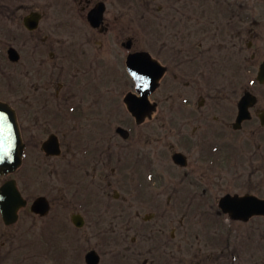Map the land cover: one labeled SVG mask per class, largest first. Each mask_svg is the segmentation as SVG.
I'll use <instances>...</instances> for the list:
<instances>
[{
	"label": "rangeland",
	"instance_id": "rangeland-1",
	"mask_svg": "<svg viewBox=\"0 0 264 264\" xmlns=\"http://www.w3.org/2000/svg\"><path fill=\"white\" fill-rule=\"evenodd\" d=\"M100 1L107 6L101 32L90 26V7L80 0H0V97L21 99L27 112L40 97L50 110L61 108L65 114L70 107L67 121L52 119V113L42 123L50 127L35 138L30 131L25 135L21 186L31 201L45 196L52 208L44 218L24 212L10 227L0 217V264H85V254L93 249L101 255L100 264H264V219L238 223L205 215L211 208H202L199 188L189 181L181 191L174 188L184 176L168 149L177 146V136L162 128L157 116L177 115L178 97L191 91L173 79L178 71L167 79L164 93L162 85L151 97L158 103L152 126L137 127L123 101L134 91L124 42L132 40V51L168 62L213 44L217 51L225 49L229 70L235 69L233 54L244 53L246 89L256 92L257 108L264 111V87L255 86L264 60V0H93L91 7ZM32 12L43 16L36 31L23 22ZM11 46L21 53L18 63L8 58ZM26 118L31 126L29 113ZM117 126L132 136L122 138ZM259 128L257 120L240 134L243 163L236 152L225 170L202 168L195 160L190 164L215 201L228 193L264 197V128L257 133ZM52 131L62 142L60 158H47L41 149ZM152 154L165 176L163 184L144 187L142 161ZM78 214L86 222L80 228L73 222ZM153 214L157 219H146Z\"/></svg>",
	"mask_w": 264,
	"mask_h": 264
},
{
	"label": "flooded vegetation",
	"instance_id": "flooded-vegetation-1",
	"mask_svg": "<svg viewBox=\"0 0 264 264\" xmlns=\"http://www.w3.org/2000/svg\"><path fill=\"white\" fill-rule=\"evenodd\" d=\"M80 1H81L80 4L85 3L86 7H90V10L87 14V20L90 11L96 5L102 2L105 3L104 1H100L96 5L91 7V3L93 0H80ZM98 30L101 32V29ZM244 32H245V28L242 31H240L239 34L244 36ZM255 32H256L255 36H259L257 30H255ZM211 38L213 37H211V35H208V40ZM124 44L125 42L123 43V47ZM253 47H254L253 43H249V49H253ZM194 48L195 47H193L192 50H190L185 56H183L180 53L179 57H176L174 61H170V62L166 60L158 59L152 53L146 51L149 54H151V56L160 63L161 68H164L163 76L160 80L159 86L151 94L150 100L151 97L156 93V91H158V89L162 85L163 87L161 88H163V93L165 92V90H167V87L170 84V80L167 79L176 70L178 71V73L177 75L173 76V79L178 81L181 85L184 84L187 89L188 88L191 89V91H189L190 93L188 92L178 97L179 98L178 111L180 112L177 115H171V114L169 115L168 113L167 114L165 113L164 115H158V116L156 114V116L158 120L162 122L161 125L162 128L164 129L168 128L169 131H173L174 133H176L175 135L177 136V142H178L177 146L175 147L172 145L168 147V149L172 151L171 159L174 167L177 170L184 171L183 172L184 176L179 179V181L181 182H179L178 184L175 183L176 186H174V188L176 187V191H181L183 188V184L189 181L191 185H194L196 188H199L201 191L200 199H201V203L204 204L202 208L204 207L206 208L207 205H209L211 208L210 211H205V215L209 213H213L214 215L216 214V216L220 217L223 216L222 215L223 213L219 209H217L216 202H218L222 198V196L215 201L212 198V194H210V190L208 186L206 187L204 185L206 184L204 182V178L197 177V174L193 171V169H190V164L192 163L193 160H195V162H197V164L202 168L205 167L206 169L209 170H215V169L217 170L221 168L225 170L228 169V166H231V162H232L231 153H236V152L239 153V158H238L239 162L243 163V154L245 153L244 150L245 137L241 136L240 134L244 132L245 128H247L252 123H255V121L257 120L259 121V125H260V128L257 131V133L262 132L264 128V111L259 110L257 108L259 104V96L256 94V92L252 91L251 89H246L248 68H247V60L246 58L243 57L244 53L237 52L236 54H233L232 63H235V69L229 70L230 61L228 55L224 54L225 49H220L218 50L219 51L218 52L217 50L214 49L213 44L210 47V49L208 50L204 49L205 51L194 52ZM132 49H133V44H132ZM132 49L127 52V57L129 54L134 52L132 51ZM160 52L162 53L163 51ZM216 52L219 53V55H216L215 54ZM127 57L125 59L126 74L132 80L127 69ZM237 59H239V61H237ZM263 62L264 60L262 61V63H260L258 72L260 71V67L263 64ZM182 68L186 69V71L188 72L187 75L181 74ZM188 77L191 79H188ZM132 82L134 85V91L131 92H135V83L133 80ZM255 86H257L258 88H263L264 80L263 81L258 80V77L256 76ZM3 91L4 89L3 90L0 89V92L3 93ZM44 92H47L46 89L44 90ZM248 92L256 96V103L254 104L253 107L250 108L252 118H250L249 120H243L239 122L238 119L240 115V104L244 96ZM61 94L62 91L58 90V95ZM40 95L43 96L44 94H40ZM168 100L169 98L166 99L163 98L162 102L167 103ZM0 101L8 102L16 110L21 132L24 137V141H25V135L29 131L33 133V138H35L34 135H36V133H39L40 129L44 127L47 128L50 127L49 124L44 125L42 123L46 122L47 121L46 118L51 117L52 113H53L52 119H56L58 121L63 117L65 118L64 119L65 121H67L70 118V107L68 109V112L65 114L61 113L60 112L61 108L59 110L57 109V107L56 110L51 107L53 110L52 112V110L48 108L50 107V104L48 103L47 100H45L42 97L36 98L35 102H33L32 108L29 109L28 112L25 111L26 109L24 108V103L21 101V99H17L14 102H10L5 98L0 97ZM151 102L155 105L156 107L155 112H156L158 109V103L155 102L154 100H151ZM155 112L146 116V118H144L142 122H137V120L134 118L133 115L130 114V116L135 121V125L137 127L143 125L152 126L151 120L154 118ZM28 113L30 114L32 121L31 126H29L27 123L28 120L26 116L28 115ZM78 115L80 114H74V117H78ZM117 128L118 126L116 127V129ZM126 130L128 131V136H127V140H128L132 136V134L128 129ZM48 133H49L48 137L53 134H56L53 131ZM261 141L260 143H258L259 148L262 147ZM25 143L27 150L28 143L26 141ZM43 143L44 141L42 142V144ZM31 144L34 146L37 145L36 142H33ZM60 144L62 147L61 140H60ZM237 144L239 145L237 146ZM159 153H162V151L159 150ZM61 156L47 157V158L53 159V158H60ZM156 158L157 157L152 154L148 158H144L146 160L142 161V164L145 165V169H146V175H145L146 180H144L142 184L144 187L148 186L149 184L151 186L163 184L162 178H164L165 175L159 169L157 170H159L160 172L159 173L156 172L157 171L156 168H161L159 163L160 160H158V162L154 161L156 160ZM24 165L25 163H23V166L12 175L5 177L0 176V178L4 181L0 185V187L3 184H5L7 181L11 179H15L17 181V185L22 195L28 201V206L20 211L19 220L21 219V216L24 212H31V204L36 199L34 198L31 201L26 196V191L21 186V183L23 184V182H20L21 179H19L18 176L22 174ZM132 168L133 170L131 172L133 171L135 172V168L134 167ZM162 169L163 171H166L164 167ZM134 175L135 174L133 173V176ZM15 176H17L18 178H16ZM179 184H181V186ZM257 196L262 197L260 194L259 195L257 194ZM153 200H154V196H153ZM78 215L81 216L82 220H84L83 223L85 225L86 222L84 217L80 214ZM36 216L39 217L38 215ZM150 218H152V220H154L155 218L157 219V214H153L151 215V217L149 218L147 217L146 219L148 220ZM173 237L175 236L172 235V238ZM90 251H96L98 255L101 257L100 253L97 250L93 249V250H89L85 254V260H86V255ZM218 260H219L218 262H220V259Z\"/></svg>",
	"mask_w": 264,
	"mask_h": 264
},
{
	"label": "water",
	"instance_id": "water-1",
	"mask_svg": "<svg viewBox=\"0 0 264 264\" xmlns=\"http://www.w3.org/2000/svg\"><path fill=\"white\" fill-rule=\"evenodd\" d=\"M104 12V4H100L90 13L89 20L93 27L98 28L101 26ZM41 18L40 14L32 13L24 19L25 26L30 31H34L38 28ZM125 46L130 49L131 42ZM9 55L12 61H18L19 57L14 49L9 51ZM127 65L130 74L136 81L140 97L128 94L125 98V103L137 121L142 122L156 108L149 102L148 97L157 88L163 71L160 69L158 63L145 52L131 54ZM260 75L264 78V65ZM246 99L248 100L246 111L244 112V116L241 115V120L242 118L250 117L248 107L256 102L250 94H247ZM118 132L123 137L128 136V133L122 128L118 129ZM24 149L25 145L15 111L8 104L0 102V175H9L22 165ZM43 149L47 155L59 156L61 154L59 141L55 136L50 137L44 144ZM26 204L27 202L23 199L15 180L7 182L0 189V212L7 225L17 222L18 212ZM220 206L225 213L230 214L236 220L248 221L254 216H264V200L252 195H228L221 200ZM32 210L35 213L46 215L50 210L47 199L44 197L37 199ZM74 221L78 226L82 225L80 218L77 217ZM88 262L89 264H98L99 257L95 252H91L88 255Z\"/></svg>",
	"mask_w": 264,
	"mask_h": 264
}]
</instances>
